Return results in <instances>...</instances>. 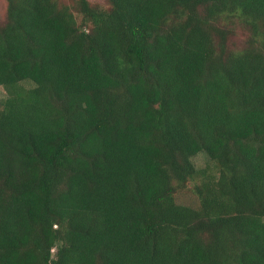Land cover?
<instances>
[{"label": "trees", "instance_id": "1", "mask_svg": "<svg viewBox=\"0 0 264 264\" xmlns=\"http://www.w3.org/2000/svg\"><path fill=\"white\" fill-rule=\"evenodd\" d=\"M4 2L0 264H264V0Z\"/></svg>", "mask_w": 264, "mask_h": 264}, {"label": "rangeland", "instance_id": "2", "mask_svg": "<svg viewBox=\"0 0 264 264\" xmlns=\"http://www.w3.org/2000/svg\"><path fill=\"white\" fill-rule=\"evenodd\" d=\"M59 3H62L63 5H69L70 7L73 6L74 4V0H58ZM92 4H96L99 8L102 9H109V5L106 2V0H89ZM5 2L4 0H0V16L1 18L5 12ZM74 8V6L72 7ZM75 12V11H73ZM76 16L78 17V20L80 21V16L76 14ZM245 35L242 31H238L236 33V36L231 40V43L233 44V46H242L245 40ZM7 97V91L5 88L0 87V102L2 100H4ZM194 162L196 164V166L199 167H203L204 166V162H205V157L203 155H198L195 157ZM190 186V185H189ZM175 201L178 204H182V205H186V206H190L193 208H196L198 206V201L196 199L195 196L192 195L191 192H189L188 189L179 191L176 195H175Z\"/></svg>", "mask_w": 264, "mask_h": 264}]
</instances>
